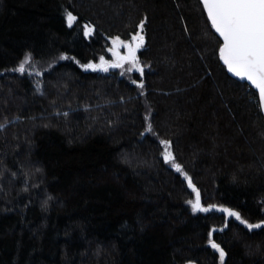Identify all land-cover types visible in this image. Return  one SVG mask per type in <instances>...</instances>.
Returning a JSON list of instances; mask_svg holds the SVG:
<instances>
[{"label": "trees", "instance_id": "obj_1", "mask_svg": "<svg viewBox=\"0 0 264 264\" xmlns=\"http://www.w3.org/2000/svg\"><path fill=\"white\" fill-rule=\"evenodd\" d=\"M140 24L143 75L86 69ZM221 45L200 0H0V264H264V115Z\"/></svg>", "mask_w": 264, "mask_h": 264}, {"label": "snow or ice", "instance_id": "obj_2", "mask_svg": "<svg viewBox=\"0 0 264 264\" xmlns=\"http://www.w3.org/2000/svg\"><path fill=\"white\" fill-rule=\"evenodd\" d=\"M203 6L207 9L209 17L215 31L223 38V46L220 48V57L227 65L228 70L241 80L250 81L259 91L260 101H264V0H203ZM76 17L67 16L69 25L75 21ZM143 24L139 25L141 32ZM91 31V29H89ZM135 47L132 44H125L119 38L113 40V55L116 56L117 62L108 65L112 68H121L125 63L130 65L129 71L135 69L143 75L144 69L140 67V61L137 58V49L144 45V36L137 35L132 38ZM126 48L127 55L120 56L119 47ZM102 64H106L101 58ZM33 58L26 55L17 66L15 71L24 74L26 66L32 65ZM92 70H97V66L89 64L85 66ZM104 71L108 68L103 67ZM143 88V84H140ZM67 115V113H65ZM2 127V125H0ZM151 131V125H149ZM165 143V160H173L171 144ZM177 171H181L180 166L175 165ZM188 184L192 187L191 178H188ZM195 200L189 201L193 212H208L212 206H201V197L199 191L193 187ZM219 211L226 212L229 216L235 217L241 223L246 224L249 230L261 228L260 224H251L243 220L238 212L231 211L227 208H220ZM211 247L219 253L221 264L225 257V252L218 244L212 242Z\"/></svg>", "mask_w": 264, "mask_h": 264}, {"label": "rangeland", "instance_id": "obj_3", "mask_svg": "<svg viewBox=\"0 0 264 264\" xmlns=\"http://www.w3.org/2000/svg\"><path fill=\"white\" fill-rule=\"evenodd\" d=\"M137 35H143L144 36V43H145L146 38H145V35H144V30L142 32L140 30L134 36H137ZM115 39L116 38H113V39L110 40V47H109L110 58L109 59H105V60L103 59V61L106 62V64H102V61H100V63L97 66V68L99 70H103V67H106V66H107L108 70L115 69V68H112V67L108 66V65H111V64L117 62V59H118L116 56L113 55V50H114L113 40H115ZM120 41H122L125 44H132L133 47H135L136 41H134L133 39H131L129 41H124V40L120 39ZM142 48H140V49H142ZM140 49H137V53L139 52ZM118 51H119L120 56H126L128 50L126 48H124V47L121 46V47H119ZM140 67H141V65H140ZM123 68L125 69L124 71H129L130 65L127 64V63H125L123 65ZM26 69H27L26 70V73L28 74V76H29L31 82L33 83V85L37 88V90L39 92L42 91V89H43V82H42L41 75L38 72V70L36 68H34L33 66H26ZM131 71H136V70L135 69H132ZM167 161H171V160H167Z\"/></svg>", "mask_w": 264, "mask_h": 264}, {"label": "water", "instance_id": "obj_4", "mask_svg": "<svg viewBox=\"0 0 264 264\" xmlns=\"http://www.w3.org/2000/svg\"><path fill=\"white\" fill-rule=\"evenodd\" d=\"M200 1H201L202 5H203V0H200ZM203 7H204V6H203ZM204 10H205V13H206V15H207V9L204 8ZM207 17H208V16H207ZM208 20H209V22L211 23L209 17H208ZM211 25H212V24H211ZM212 27H213V26H212ZM213 29H214V31H215V28H214V27H213ZM215 32H216V31H215ZM216 34L218 35V37H219V38L221 39V41H222V45H221V47H222V46H223V38L219 35V33L216 32ZM221 47H220V48H221ZM220 60H221V62L225 65V67H226V69H227V72L229 73L230 76H232L233 78L238 79V80H240V81H242V82H246L250 87H252V88L258 93V96H259V91H258V89H256L255 86L252 85L250 81H247V80H241L239 77H236L233 73H231V72L228 70L227 65L224 63V61H223V59H222L221 57H220ZM259 100H260V98H259ZM260 105H261V109H262V112H263V115H264V101H260ZM220 208H225V207H223V206H213V207H212V211H214V212H216V213H218V214H220V215H224V216H225V228H227L228 225H229V222H230V220H231V216H229L226 212H221V211H219ZM226 208H227V207H226ZM227 209H229V208H227ZM229 210H230V209H229Z\"/></svg>", "mask_w": 264, "mask_h": 264}]
</instances>
